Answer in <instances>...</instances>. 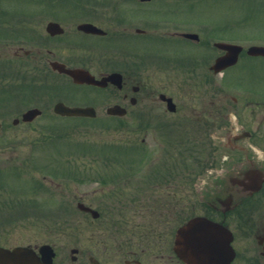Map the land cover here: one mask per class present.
<instances>
[{
	"label": "flooded vegetation",
	"instance_id": "1",
	"mask_svg": "<svg viewBox=\"0 0 264 264\" xmlns=\"http://www.w3.org/2000/svg\"><path fill=\"white\" fill-rule=\"evenodd\" d=\"M77 1L79 9L7 17L12 20L5 22L0 55V115L9 108L18 109L31 96L52 104L51 112L65 121H91L103 110L107 118L123 123L131 111L135 116L130 117H136L145 132V144L125 155L114 149L93 153L127 163L110 166L109 174L101 167L67 170L69 188L75 190L67 193L71 206L61 204L58 209L79 210L91 220H100L98 206L110 212L113 208L109 207H118L109 225L112 232L106 233L119 240L124 264H152L142 258L145 247L167 250L160 254L166 257L162 264H184L175 254L174 235L179 225L198 215L230 231V264H264V89L251 76L244 80L249 74L226 75L247 54L246 49L242 48L235 64L216 72L214 60L225 52L216 43H234L235 37L215 32L201 20L170 15L152 18L138 7L152 0ZM181 1L164 0L176 5ZM50 20L62 30L47 31ZM81 22L93 23L100 31L79 30ZM190 32L197 35H184ZM52 63L85 68L104 81L101 85L76 82L53 69ZM116 72L119 79L106 78ZM64 85L92 91L67 101L57 95ZM97 93L104 100L95 98ZM55 94L52 103L46 100ZM62 102L89 105L95 114L59 116L55 106ZM42 105L40 115L46 109ZM119 108L123 115L108 112ZM21 113L16 122L21 121ZM150 132L158 138L152 148L145 141ZM152 157L156 161L147 163ZM94 185L98 187L96 201L88 198L95 192L89 186ZM187 199L191 211L181 217ZM82 208L96 209L98 216ZM164 209L165 218L160 216ZM134 215L149 219L141 225L130 220ZM170 216L175 217L173 223H165Z\"/></svg>",
	"mask_w": 264,
	"mask_h": 264
},
{
	"label": "rangeland",
	"instance_id": "2",
	"mask_svg": "<svg viewBox=\"0 0 264 264\" xmlns=\"http://www.w3.org/2000/svg\"><path fill=\"white\" fill-rule=\"evenodd\" d=\"M80 7L82 6L79 4L76 6L73 0H0V16L6 14V17H12L10 13L15 12L26 14L31 11H69ZM138 7L152 18L170 15L201 20L222 35L233 36L235 39L248 37L250 43L264 44V0H183L178 5L166 3L164 0H152L139 4ZM4 32L5 28L0 21V36H3ZM235 73L249 74L244 80L251 76L258 83L255 84L264 89L263 57L247 54L239 57L237 65L226 71L228 76ZM61 90L57 94L58 97L65 96L64 99L67 101L78 100L80 94L83 97L86 92L90 94L92 91L86 87L69 89L66 85ZM31 97L30 101L23 100L24 105L19 104L18 109L9 108L2 112L4 128L0 133V200L8 202V205H4L6 207L3 208V212L6 209L17 216L13 217V220L8 218L10 217L8 214L2 216L0 222L4 224L0 226V245L51 243L57 254L53 264H89L87 257L90 254L106 264H124L122 262L124 256L119 251V240L106 233L112 232L109 225L115 221L116 214L113 215V211H117L118 207H109L113 208L110 212L106 206L102 204L98 206L102 214L100 220H91L77 210L61 211L58 208L61 204L71 206L67 193L75 190L73 187L69 188V178L65 176L67 170L87 167L97 170L101 167L109 174L110 166L113 169L127 163H123V158L117 163L105 159L104 155L94 157L93 153L108 152L114 146L118 149L125 147L127 150L144 147L142 137L145 132L139 127L140 122L136 117H130L135 116L131 111L122 123L114 118H107L103 110L98 111L97 117L91 121L72 122L70 119L66 122L51 112L52 104L37 99L35 101ZM55 97L56 94L47 95L46 100L52 103L51 99ZM95 98L104 100L105 97L97 93ZM42 104L46 105V109L41 116L27 124L21 121L16 125L11 124L12 118L17 117L20 111ZM51 123L63 125L64 130H54ZM60 134L63 135L62 139H51ZM157 139L155 133L150 132L145 141L149 148H152L157 144ZM88 145L94 149L86 151ZM111 145L113 147H109ZM87 157L91 158L85 161L84 158ZM52 174L55 176L52 177ZM89 190L95 192H90L93 196L88 195V198L96 201L99 198L98 187L89 186ZM188 202L186 209L180 212L181 217L191 211L190 200ZM24 209L26 213L21 216L20 213L23 212L20 211ZM163 214L165 218V209L161 211L160 216L163 217ZM129 218L141 225L144 222L146 224L149 219L135 215ZM174 218L168 217L169 220L167 219L165 223L168 224V221L173 223ZM72 247L77 248L75 260L70 259L69 249ZM145 248L146 254L142 256L143 259L149 260L152 264L166 263V257L161 255L167 250L164 252L165 249L162 248L163 251L155 252L148 247Z\"/></svg>",
	"mask_w": 264,
	"mask_h": 264
},
{
	"label": "water",
	"instance_id": "3",
	"mask_svg": "<svg viewBox=\"0 0 264 264\" xmlns=\"http://www.w3.org/2000/svg\"><path fill=\"white\" fill-rule=\"evenodd\" d=\"M235 49L239 50L238 47H234L233 55L236 53ZM249 52L264 54V48L250 47ZM77 74L74 73L73 76L76 77ZM83 78L90 81L93 79L89 76ZM55 109L62 114L89 112L78 108L70 109L62 104L57 105ZM35 112L32 110L28 114L31 116ZM228 240L229 235L222 228L198 217L188 221L177 230L176 248L186 264H228L232 255ZM38 251L40 256L28 246H17L11 250L0 247V264H50L54 256L51 246L41 245Z\"/></svg>",
	"mask_w": 264,
	"mask_h": 264
}]
</instances>
